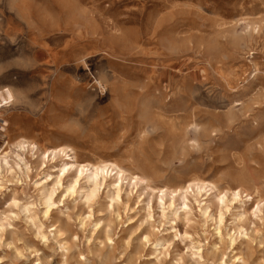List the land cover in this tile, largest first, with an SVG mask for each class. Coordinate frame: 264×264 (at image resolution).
Returning <instances> with one entry per match:
<instances>
[{
    "label": "rangeland",
    "instance_id": "rangeland-1",
    "mask_svg": "<svg viewBox=\"0 0 264 264\" xmlns=\"http://www.w3.org/2000/svg\"><path fill=\"white\" fill-rule=\"evenodd\" d=\"M4 87L0 264H264V0H0ZM62 147L143 181L89 202Z\"/></svg>",
    "mask_w": 264,
    "mask_h": 264
},
{
    "label": "bare ground",
    "instance_id": "bare-ground-1",
    "mask_svg": "<svg viewBox=\"0 0 264 264\" xmlns=\"http://www.w3.org/2000/svg\"><path fill=\"white\" fill-rule=\"evenodd\" d=\"M95 80H96L97 84L102 86L100 79L95 78ZM112 80H113V78H112ZM169 91H170V89H169ZM14 99H15V96H14V93L12 92L11 89H9L8 87H4L3 89H1L0 90V109H2L4 106H10L11 103L14 101ZM25 143H26V141L22 142L21 147H25ZM33 147H35V146H33ZM37 147L38 146H36V148ZM70 151H71V153H68ZM60 153L65 155L67 157V159L70 161L64 162L63 166L60 168L59 174L57 176V183H61L64 176L73 172L74 178L72 180V183L67 187L66 190L70 193H74L75 191H78V190H76V188H77V186H79L78 184L80 183V179L84 178L86 180V183H87V188L84 189V191H83L84 197L89 202H91V201L94 202L95 198L99 194V191L102 187H105V188L106 187H109V188L113 187L110 199L113 202H119L122 198L121 192H122V183L124 180H128V181L130 180V183L134 184L135 186H137L141 181H143L138 176L130 175L128 172H126L124 169H122L120 166H118L116 163H113V162H109V161L106 162L105 161V162H101V163L99 162L97 164H92L90 162L84 163V164L79 163L78 156H77L78 153L76 154V152L73 149L66 150L63 147L59 148V149H54L52 151V154L54 156V157L52 156L53 159L56 158ZM45 156L46 155H44L42 157V159L43 158L45 159ZM49 156L50 155H48L46 157L49 158ZM25 166L27 168V171H29L30 168L28 167V165H26V163H25ZM51 176L52 175H48L46 177V182H48L47 179L48 178L50 179ZM112 177H114L115 180L112 181L111 183H109L108 185H106L107 179L112 178ZM215 188H216V186L210 182L208 183L205 181H190L186 186L181 187V188H177V189L171 191L170 192L171 195L177 194L178 197L181 198V200H182V206L176 208L175 213L174 212L173 213L176 215V217H180V210H183L184 211L183 214H185L187 216L186 219L189 220L188 216L192 212V208L189 205V197H188L190 190L192 192H194L196 189V193L199 196L202 195L203 191H205L204 195H206L207 196L206 199H208V197H209L208 192H210L211 190H214ZM160 191L162 192V194H161L159 199H160V202H163L164 197L167 195V192H166V190H160ZM235 191H236L235 196H234L235 198H233L232 201H236L237 199H239L240 194L247 192L245 190V188H243V187L241 188L240 186ZM51 194L52 193H50V191L49 192L45 191L42 193L44 200L46 201V204H48V206H50L52 204ZM246 195L248 196V193ZM226 196H227V193L225 192L223 195H220V194L216 195V198H218V201H220L223 205L224 201H225L224 198ZM198 201H199L198 203H200L201 200L199 199ZM232 201L230 200L229 202H232ZM173 205H174V202H172L170 204V206H173ZM260 207H261V203L258 202L256 205V208H255V211H257V212L260 211ZM200 209L205 216L208 215L209 206H208L207 202H205L204 205H200ZM46 214H47V212H46ZM219 223H220V227L217 229V234L221 235V225L223 223V214L222 213L219 214ZM234 241H235V239H232V242H234ZM236 258H238L239 260H242L241 256H237Z\"/></svg>",
    "mask_w": 264,
    "mask_h": 264
}]
</instances>
